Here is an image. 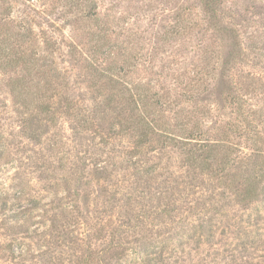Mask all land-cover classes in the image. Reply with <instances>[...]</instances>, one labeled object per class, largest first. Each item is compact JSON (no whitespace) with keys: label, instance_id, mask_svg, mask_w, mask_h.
<instances>
[{"label":"rangeland","instance_id":"374dc122","mask_svg":"<svg viewBox=\"0 0 264 264\" xmlns=\"http://www.w3.org/2000/svg\"><path fill=\"white\" fill-rule=\"evenodd\" d=\"M95 1V21L66 15L57 0L6 1L16 28L2 33L30 22L43 54V38L52 42L61 71L24 93L52 94L54 110L63 94L71 107L43 119L40 139H31L39 101L21 106L9 81L25 71L0 69V264H264V191L240 204L229 185L253 166L235 163L221 179L210 172L224 147L261 155L264 165V0H221L218 13L240 42L234 50L200 0ZM91 29L105 34L96 53ZM92 55L131 91L141 84L157 93L158 107L145 111L164 130L183 135L198 125L199 142L215 147L212 169L193 171L167 142L136 148L119 121L124 86L97 80L85 67ZM93 98H101L100 119L77 123L72 115L97 113ZM139 159L154 165L148 177Z\"/></svg>","mask_w":264,"mask_h":264},{"label":"trees","instance_id":"16d2710c","mask_svg":"<svg viewBox=\"0 0 264 264\" xmlns=\"http://www.w3.org/2000/svg\"><path fill=\"white\" fill-rule=\"evenodd\" d=\"M7 0L0 1V69L5 70L7 68H20V70L25 71V75L10 79V91L15 95L17 101L21 106L28 108V105L38 99L36 105L37 112L39 114L30 117L28 128L30 130L31 139H40L42 132H39V129L42 127L41 121L43 119L52 121L54 119L55 112L61 106L71 107L70 103L66 96L63 94L60 95L59 106L56 110L49 104V99L51 95H43L41 92L35 94L27 95L24 93L25 88L30 81H38V86H41V89L46 88V83L50 86L52 83L57 81L61 77V71L55 65V61L52 56H49L53 51V44L48 38H43V43L47 54H43V50L39 49V45L36 43V33L33 28V25L30 22H27L29 26L22 25V33L16 31L13 35L6 33L3 34L2 30L8 26L16 28L10 19V12L12 11V6L6 3ZM62 2V7H65L67 12L66 15H76L80 14L81 20L95 21L98 17L97 3L95 0H57ZM221 0H200V8L205 17L209 20V23L212 26L217 27L219 31L227 35L229 39L230 50L235 48L240 49V42L237 40L238 35L235 34V30L232 27H229L227 23L224 22L223 17L219 15V5ZM9 29V27H8ZM7 30V29H6ZM92 30V29H91ZM93 31V30H92ZM92 37L96 42L97 48L94 47L93 52L99 51V46L101 44L100 39L105 37V34L97 33L96 31ZM102 46V45H101ZM94 55L86 59L85 67H87L97 80L101 78L108 77L107 79L112 80L114 83L113 86L119 84L124 86L122 90L125 95L119 96L118 101L120 104L124 101V106L120 107L118 115L121 117L119 121L123 128V131L133 132L132 134L136 137L135 147H145L148 143L153 141H159L165 145H172L184 153V159L188 163V166L195 171L196 168L203 169H212L211 161L214 160V151L215 147H211L212 144L204 140L199 142V135L196 134V129L199 130L198 125L194 129H190L187 132H184L183 135L175 134L170 130L168 126L166 130L165 127L156 119V117H151L147 115L145 109L148 106L158 107V99L155 98L153 93L149 95L147 92L142 91V85H134L137 90L131 91L129 82L125 84L117 79H114V74L110 72H104L105 68L100 67L94 59ZM127 65H133V62L129 59L126 60ZM41 81V82H40ZM94 85V84H93ZM40 89V88H38ZM40 89V91H41ZM145 89V88H144ZM101 99V98H100ZM96 100L93 98L94 103H97V113L91 115V117H86L82 115L81 117L77 115H72L73 119L82 125H86L88 122H92L97 116L98 112H101L100 102L101 100ZM104 103L108 105V108L113 109L114 106L111 104L115 101L114 95H108L103 98ZM129 107V108H128ZM105 110H109L106 109ZM66 111V110H65ZM36 112V113H37ZM67 112V111H66ZM79 112V111H78ZM80 113V112H79ZM35 123V127L33 124ZM186 130V128H183ZM258 132H255L257 135ZM258 141V140H257ZM262 141V140H261ZM260 141V142H261ZM263 143V142H262ZM211 147V148H210ZM209 148V149H208ZM255 150L259 149L258 147L254 148ZM221 155H219V160L217 166L212 169L210 172L211 176L216 179H221L226 177L227 169L231 168L235 163L244 162L246 165L253 166V169H246V173L242 176V180L238 182L231 183L232 195L237 203L245 204L255 201L264 191V183L262 180L264 178V165L260 166L258 169L257 162L260 160L261 155L252 157V153L249 155H239L238 152L231 156L234 151H231L229 147H224L222 149ZM260 154V153H259ZM246 160L248 162H246ZM141 163V165H140ZM147 164L145 160L139 159L134 164H138L136 169L142 171L146 177H148L152 171H154V165H144ZM151 170V171H150ZM214 201L208 204L210 207H214ZM222 207V206H221ZM208 212V211H207Z\"/></svg>","mask_w":264,"mask_h":264}]
</instances>
